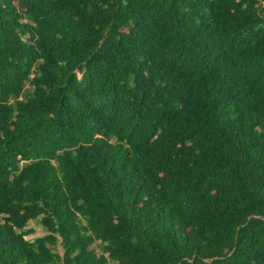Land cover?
Listing matches in <instances>:
<instances>
[{"label":"trees","instance_id":"16d2710c","mask_svg":"<svg viewBox=\"0 0 264 264\" xmlns=\"http://www.w3.org/2000/svg\"><path fill=\"white\" fill-rule=\"evenodd\" d=\"M0 264H264V0H0Z\"/></svg>","mask_w":264,"mask_h":264},{"label":"rangeland","instance_id":"374dc122","mask_svg":"<svg viewBox=\"0 0 264 264\" xmlns=\"http://www.w3.org/2000/svg\"><path fill=\"white\" fill-rule=\"evenodd\" d=\"M28 227L32 228L34 231L26 236L27 239L33 240L36 237H40L46 234L44 227L39 223L38 220H31L28 224ZM57 249L61 253L63 252V249L60 245H58Z\"/></svg>","mask_w":264,"mask_h":264}]
</instances>
